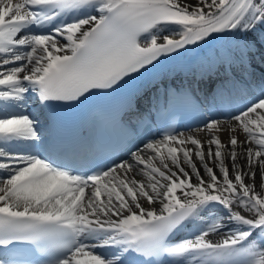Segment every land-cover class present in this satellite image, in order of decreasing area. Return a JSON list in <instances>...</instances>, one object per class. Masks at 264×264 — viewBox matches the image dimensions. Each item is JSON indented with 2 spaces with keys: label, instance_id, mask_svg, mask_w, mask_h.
<instances>
[{
  "label": "snow or ice",
  "instance_id": "6c2138e0",
  "mask_svg": "<svg viewBox=\"0 0 264 264\" xmlns=\"http://www.w3.org/2000/svg\"><path fill=\"white\" fill-rule=\"evenodd\" d=\"M175 66L196 88L126 121ZM176 95L203 142L143 124ZM96 97V136L33 110ZM0 264H264V0H0Z\"/></svg>",
  "mask_w": 264,
  "mask_h": 264
},
{
  "label": "bare ground",
  "instance_id": "6f19581e",
  "mask_svg": "<svg viewBox=\"0 0 264 264\" xmlns=\"http://www.w3.org/2000/svg\"><path fill=\"white\" fill-rule=\"evenodd\" d=\"M202 134H204V135H202ZM196 138L201 139L202 142H203L204 140H206L208 138V136H207L206 133H201L200 135H197ZM221 139H222V141L227 139V134H222L221 135ZM238 139H244V136L241 135V136L238 137ZM170 146H174V145H170ZM205 152H207V148H205ZM193 160L197 162V167L200 168L201 165H200V163L198 161V158L195 155L193 156ZM210 166H211V163H210ZM229 167L231 168V165H229ZM138 178L144 179V177H138Z\"/></svg>",
  "mask_w": 264,
  "mask_h": 264
}]
</instances>
